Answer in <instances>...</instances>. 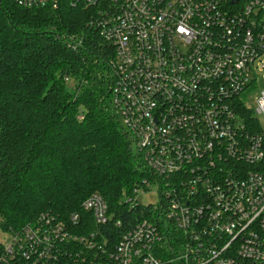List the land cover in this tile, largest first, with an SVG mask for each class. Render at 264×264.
Instances as JSON below:
<instances>
[{
    "label": "built area",
    "instance_id": "built-area-1",
    "mask_svg": "<svg viewBox=\"0 0 264 264\" xmlns=\"http://www.w3.org/2000/svg\"><path fill=\"white\" fill-rule=\"evenodd\" d=\"M16 1L94 7L112 108L159 185L152 218L116 243L121 222L94 192L81 205L94 229L40 214L8 232L0 264H264V87L248 104L264 80V0Z\"/></svg>",
    "mask_w": 264,
    "mask_h": 264
},
{
    "label": "trees",
    "instance_id": "trees-1",
    "mask_svg": "<svg viewBox=\"0 0 264 264\" xmlns=\"http://www.w3.org/2000/svg\"><path fill=\"white\" fill-rule=\"evenodd\" d=\"M93 6L25 7L0 0V229L40 214L96 226L82 202L97 192L115 226L113 243L150 217L135 189L158 181L110 102L112 44L91 20ZM77 43V46L71 45ZM147 182V183H146ZM152 217H150L151 219ZM72 225V224H71ZM84 232V233H85ZM102 241L111 240L104 233ZM3 247L0 242V257Z\"/></svg>",
    "mask_w": 264,
    "mask_h": 264
},
{
    "label": "rangeland",
    "instance_id": "rangeland-1",
    "mask_svg": "<svg viewBox=\"0 0 264 264\" xmlns=\"http://www.w3.org/2000/svg\"><path fill=\"white\" fill-rule=\"evenodd\" d=\"M263 87H264V80L261 78L258 81L257 90L251 92L248 96V104L250 106L255 105L256 97L258 96L260 89ZM132 150L136 153V147L133 144H132ZM150 188H151V190H149V191H145V192L139 191L138 194L136 195L135 199L141 203L151 202V203L156 204L157 203V197H158L157 193H156V187H155V185L151 184ZM7 240H8V232L0 229V242L2 243V247L6 243Z\"/></svg>",
    "mask_w": 264,
    "mask_h": 264
},
{
    "label": "water",
    "instance_id": "water-1",
    "mask_svg": "<svg viewBox=\"0 0 264 264\" xmlns=\"http://www.w3.org/2000/svg\"><path fill=\"white\" fill-rule=\"evenodd\" d=\"M239 0H230V3H232V4H235V3H237Z\"/></svg>",
    "mask_w": 264,
    "mask_h": 264
}]
</instances>
